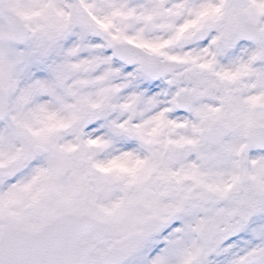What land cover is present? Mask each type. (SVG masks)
<instances>
[{"label": "snow or ice", "instance_id": "6c2138e0", "mask_svg": "<svg viewBox=\"0 0 264 264\" xmlns=\"http://www.w3.org/2000/svg\"><path fill=\"white\" fill-rule=\"evenodd\" d=\"M0 264H264V0H0Z\"/></svg>", "mask_w": 264, "mask_h": 264}]
</instances>
